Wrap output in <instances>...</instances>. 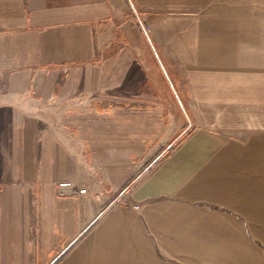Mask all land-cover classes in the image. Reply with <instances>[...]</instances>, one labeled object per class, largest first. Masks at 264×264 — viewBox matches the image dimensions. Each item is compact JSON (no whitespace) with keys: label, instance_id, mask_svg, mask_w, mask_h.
I'll return each mask as SVG.
<instances>
[{"label":"crops","instance_id":"1","mask_svg":"<svg viewBox=\"0 0 264 264\" xmlns=\"http://www.w3.org/2000/svg\"><path fill=\"white\" fill-rule=\"evenodd\" d=\"M0 264H264V0H0Z\"/></svg>","mask_w":264,"mask_h":264},{"label":"rangeland","instance_id":"2","mask_svg":"<svg viewBox=\"0 0 264 264\" xmlns=\"http://www.w3.org/2000/svg\"><path fill=\"white\" fill-rule=\"evenodd\" d=\"M144 20V19H143ZM144 26H146V28H147V30L150 28V32L149 33H147L148 34V38L150 39V45L152 46V48H153V50L154 49H156L155 48V46L156 47H158L157 46V43L155 42V39H154V37H153V35H152V33H151V31H152V26H151V24L149 23V22H146V21H144ZM144 29H145V27H144ZM146 31V30H145ZM160 66L162 67V70L164 71V73H165V76L168 78V80L170 81V85L172 86V88H173V90H175V82H174V79H173V77H172V75L170 74V72L168 71V69H167V67H166V65L165 64H163V63H160ZM175 84H174V83ZM177 85V84H176ZM178 89H179V87L178 86H176ZM176 91V90H175ZM181 104V107L182 108H184V109H186V104H185V102L183 101V102H181L180 103ZM185 104V105H184ZM190 121L188 120V123L186 124V126H187V130L189 131V130H191L192 129V126H193V122L191 121L190 123H189ZM183 128V127H182ZM186 130V131H187ZM144 173H141L140 174V176H138V177H135V179H134V181H132L131 183H128V184H126L125 186H123L121 189H120V191L118 192V198H117V200L118 199H120V198H124V197H126V196H128L129 194H130V192H131V184H133V185H135V183H136V181H138L140 178L139 177H141L142 175H143ZM125 188H127L126 189V191L123 193V191H124V189Z\"/></svg>","mask_w":264,"mask_h":264},{"label":"built area","instance_id":"3","mask_svg":"<svg viewBox=\"0 0 264 264\" xmlns=\"http://www.w3.org/2000/svg\"><path fill=\"white\" fill-rule=\"evenodd\" d=\"M132 4H133V7H134L136 15L140 17V13H139L137 7L134 5L133 2H132ZM144 27H145L146 32L149 33L150 32V28L147 30L146 26H144ZM59 186L60 187H64V188H72V187H74V184L70 180H64V181H60L59 182ZM126 189L127 188L124 189L123 193L126 191ZM78 192H79V194H87V193H89L88 188H86V187L82 188V189H79ZM134 207H135L136 210H138V211L140 210V205L139 204L135 205Z\"/></svg>","mask_w":264,"mask_h":264},{"label":"trees","instance_id":"4","mask_svg":"<svg viewBox=\"0 0 264 264\" xmlns=\"http://www.w3.org/2000/svg\"><path fill=\"white\" fill-rule=\"evenodd\" d=\"M173 83H174V82H173ZM174 84H175V83H174ZM174 86H175V90H176L178 96L180 97L181 101H182V102H183V101L185 102L183 96H181L180 90L176 87L177 85L175 84ZM185 104H186V102H185ZM185 104H184V105H185ZM188 132H189V131L187 130V131H185L182 135H180L179 138L175 141V144H179V143H180V142L186 137V135L188 134ZM130 186H131V188H132L134 185L131 184Z\"/></svg>","mask_w":264,"mask_h":264}]
</instances>
